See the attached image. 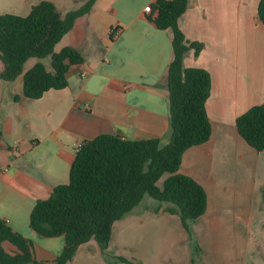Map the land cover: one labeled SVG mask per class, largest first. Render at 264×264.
<instances>
[{
	"label": "crops",
	"instance_id": "obj_1",
	"mask_svg": "<svg viewBox=\"0 0 264 264\" xmlns=\"http://www.w3.org/2000/svg\"><path fill=\"white\" fill-rule=\"evenodd\" d=\"M6 1L0 13L27 14L40 0ZM153 1L95 0L79 15L55 48L71 45L84 54L82 62L70 65L66 86L30 98L23 94L22 75L0 79V216L31 238L39 259L53 260L65 238L34 230L30 211L36 199L69 179L83 139L101 132L160 136L162 144L170 138L164 77L172 58L171 32L147 16L144 6ZM258 3L189 0L179 19L188 39L204 43L198 55L189 52L184 57V65L205 67L211 77L206 99L210 137L186 148L179 165V171L205 188V212L190 221L188 231L176 213L153 210L158 201L138 203L113 222L108 253L138 264H209L202 251L194 258V244L202 249L208 240H235L239 224L246 217L248 225L252 223V211L239 213L237 220L226 213L229 202L249 190L251 176L264 178V149L251 146L236 126L240 113L264 100V22L257 15ZM254 197L261 200L264 191H255ZM3 245L16 249L8 240ZM228 253L211 264L240 263L237 247ZM68 264L122 263L108 260L90 238L78 245Z\"/></svg>",
	"mask_w": 264,
	"mask_h": 264
},
{
	"label": "trees",
	"instance_id": "obj_2",
	"mask_svg": "<svg viewBox=\"0 0 264 264\" xmlns=\"http://www.w3.org/2000/svg\"><path fill=\"white\" fill-rule=\"evenodd\" d=\"M94 1L60 9L52 0H40L27 14L0 13V79L22 75L23 94L30 98L40 97L49 88L66 86L70 65L82 62L84 54L71 45L56 50L55 44ZM188 4L189 0H154L147 15L158 27L171 32L172 58L164 77L169 140L162 144L160 136L129 138L111 132L83 139L75 151L69 179L55 185L48 196L36 199L29 214L30 226L37 232L64 235L62 250L53 260L37 258L31 238L0 216V264H68L78 245L90 238L97 241L108 260L138 264L108 253L107 247L113 222L131 211L144 194L158 200L153 210L176 213L188 231L190 221L205 212V188L193 176L179 171L186 148L205 142L211 134L206 111L210 72L183 62L189 52L198 55L204 47L202 41L188 39L180 27V16ZM257 15L264 22V0H259ZM32 56L39 59L26 67ZM13 98L17 100L19 95ZM236 126L251 146L263 150L264 100L240 113ZM164 172L168 174L159 185ZM163 202L168 205L162 206ZM5 240L16 249H6Z\"/></svg>",
	"mask_w": 264,
	"mask_h": 264
},
{
	"label": "rangeland",
	"instance_id": "obj_3",
	"mask_svg": "<svg viewBox=\"0 0 264 264\" xmlns=\"http://www.w3.org/2000/svg\"><path fill=\"white\" fill-rule=\"evenodd\" d=\"M53 2L59 7L63 5L77 7L82 4V0H53ZM6 3L9 2H7L6 0H0V7H5ZM103 14L104 16L109 18L107 13ZM56 47H59L57 43L55 44V48ZM38 59L39 58L36 56L28 58L25 66H30ZM167 174V172H164L160 176L157 181L159 185H162V182ZM253 176L250 177L249 190L239 192L240 197L236 199V202H229L227 210L228 212L226 213L227 215L237 220L239 213H243L244 211H246V214H250V212L252 211V223L248 225L246 217L244 219V223L241 222L239 224L240 230L235 240H208L206 241L207 243L203 246L202 249L197 245L198 243L195 244L196 248H194L193 251L194 258L202 251V253L206 255L208 263L211 264V261L213 262L216 258H218V260H224V258H227L229 256L228 250L231 249L232 251V249H235V247H237L240 254L239 264H264V197H261V200L254 197L253 200L255 191H264V178H260L257 176L256 179ZM253 181L254 183H252ZM148 200L158 201L156 198L151 197L149 194H144L143 199L139 202V205L146 203ZM247 232H249L250 235L249 233L247 234Z\"/></svg>",
	"mask_w": 264,
	"mask_h": 264
},
{
	"label": "built area",
	"instance_id": "obj_4",
	"mask_svg": "<svg viewBox=\"0 0 264 264\" xmlns=\"http://www.w3.org/2000/svg\"><path fill=\"white\" fill-rule=\"evenodd\" d=\"M150 4H151V3L146 4V5L144 6V10H146V11H150V9H151Z\"/></svg>",
	"mask_w": 264,
	"mask_h": 264
}]
</instances>
